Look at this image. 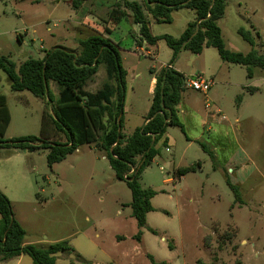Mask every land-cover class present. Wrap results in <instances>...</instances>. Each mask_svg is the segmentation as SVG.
I'll return each mask as SVG.
<instances>
[{"label": "rangeland", "instance_id": "1", "mask_svg": "<svg viewBox=\"0 0 264 264\" xmlns=\"http://www.w3.org/2000/svg\"><path fill=\"white\" fill-rule=\"evenodd\" d=\"M225 1L218 25L226 47L241 54L250 51L238 34L243 29L253 37L254 50L264 56V0ZM72 2L0 0V58L18 67L55 47L77 51L80 41L95 35L80 19L90 10L105 16L119 0L80 1L76 9ZM193 18L190 10L174 11L171 23L153 22V34L177 38ZM99 26L103 32V24ZM110 39L119 43L126 72L125 137L142 126L151 105V70L157 74L171 63L184 78L199 75L214 85L207 96L182 86L176 109L185 134L168 126L155 144L158 155L138 178L143 189L156 193L140 242L128 207L130 190L116 178L106 150L87 141L48 167L44 149L17 152L0 147V186L25 232L24 241L43 248L68 241L70 252L58 253L56 264H151L147 256L165 264H264V73L252 68L249 78L245 66L223 62L212 47L199 55L182 50L174 59L163 40L153 47L141 42L140 47L131 16ZM105 82L101 64L85 89L95 92ZM49 88L57 97L56 83L50 82ZM0 94L10 115L3 141L46 138L41 130L43 114L51 117L46 100L11 91L2 70ZM55 140L65 142L62 135ZM187 168L191 170L177 176ZM229 185L237 188L239 200Z\"/></svg>", "mask_w": 264, "mask_h": 264}, {"label": "trees", "instance_id": "2", "mask_svg": "<svg viewBox=\"0 0 264 264\" xmlns=\"http://www.w3.org/2000/svg\"><path fill=\"white\" fill-rule=\"evenodd\" d=\"M80 1L85 0H73L75 9ZM226 7L225 0H142V4L119 0L111 8L105 22L112 26L119 25L129 18L130 13L132 23L138 27L139 46L144 41L153 47L158 40H163L172 51L173 59L182 50L199 55L204 48L212 47L217 50L223 62L245 66L249 78L253 74L252 68H259L264 73V56L254 50V39L249 31L238 30L241 38L251 47L247 54L226 47L218 25ZM180 9L190 10L194 14L182 34L177 38L169 35L153 36L148 17L156 23H171L172 12ZM110 33L111 30L104 27L103 33L95 32V35L80 41L77 51L55 47L47 51L43 58L25 60L18 67L5 57L0 58V70L7 76L11 91H27L36 98L46 100L51 112V117L43 114L41 119L42 134L46 138L28 136L5 142L2 137L10 123V115L6 97L0 94V147L17 152L44 149L47 151L48 167L61 162L87 141L106 150L110 168L118 180L125 181L130 190L131 202L128 207L138 228L135 239L140 242L146 215L154 211L150 201L156 193L143 189L138 178L158 155L155 144L168 126L177 127L185 134L176 109L181 101L184 77L170 68H161L157 74L150 71L155 79L151 105L142 126L125 137L122 124L126 72L117 51L119 44L111 41L108 37ZM101 64L105 66L108 82L96 92L85 90V85L97 73ZM50 82L58 86L57 97L49 88ZM61 135L65 142L55 140ZM137 159L139 162L136 165ZM190 170H180L177 176L182 177ZM230 189L235 200H239L237 188L230 186ZM151 233L155 234L152 230ZM24 235L23 228L13 218L12 203L0 191V262L24 255L31 259L32 264H56L58 253L70 252L68 241L56 242L43 248L35 244L25 245ZM168 248L171 250L170 246ZM147 257L151 264H165L156 263L152 257Z\"/></svg>", "mask_w": 264, "mask_h": 264}, {"label": "crops", "instance_id": "3", "mask_svg": "<svg viewBox=\"0 0 264 264\" xmlns=\"http://www.w3.org/2000/svg\"><path fill=\"white\" fill-rule=\"evenodd\" d=\"M87 0H85V1H83L82 2V4L83 3H85ZM89 1V0H88ZM129 1V0H128ZM140 1V0H139ZM140 4H142L141 2H139ZM110 10H111V8L105 13V16H103V14L101 15V14H98L97 12H94L95 10H90V12H87L86 14H85V16H84V18L83 19H80V22H79V24L81 25V26H83V27H86V28H88V29H90V30H92V31H94V32H97V33H103L102 31H100V29H99V23H102L103 24V31H104V27H107L108 29H110L111 30V33L108 35V37L110 38V35L118 28V26L119 25H121V24H123L124 22H126V20L125 21H122L119 25H116V26H112V25H110V24H108V23H106L105 21H106V19H107V15H108V13L110 12ZM129 15L131 16V14L129 13ZM129 16V17H130ZM128 19V18H127ZM148 20H149V23H150V28H151V33L153 34V22H155L154 20H152L150 17H148ZM153 36H154V34H153ZM112 41V40H111ZM113 43H118V42H114V41H112ZM119 44V43H118ZM146 45V43L144 42V41H142V45ZM142 45L140 46V47H142ZM146 46H148V45H146ZM149 47H151V46H149ZM148 54H150V53H148ZM167 65H169L170 66V69H173L174 70V68H173V65H171V64H167ZM153 70H155V69H153ZM176 71V70H175ZM96 75V74H95ZM94 75V76H95ZM93 76V77H94ZM92 77V78H93ZM154 77V74H152V78H151V83H150V92H152V88H153V84H154V82H155V79L153 78ZM92 78L89 80V81H91L92 80ZM88 81V82H89ZM9 82V81H8ZM87 82V83H88ZM107 82H108V79H107ZM106 83V82H105ZM10 84V83H9ZM50 84V83H49ZM104 84V83H103ZM102 84V85H103ZM87 85V84H86ZM85 85V86H86ZM102 85L99 87V88H97V90L98 89H100L101 87H102ZM84 89H85V87H84ZM86 90V89H85ZM96 90V91H97ZM95 91V92H96ZM90 92V91H89ZM209 92V91H208ZM93 93V92H92ZM53 94V93H52ZM206 96H207V94H206ZM55 97V96H54ZM205 99H207V98H205ZM0 191L1 192H3V193H5L3 190H2V188H1V186H0ZM11 202V201H10ZM23 243L26 245V244H28V243H26L24 240H23ZM36 245V244H35ZM27 257V256H26ZM29 258V257H28ZM31 260V259H30ZM32 264V262L31 263H26V261H25V259H24V255H21V256H19V257H16V258H13V259H10V260H8V261H5V262H0V264Z\"/></svg>", "mask_w": 264, "mask_h": 264}, {"label": "built area", "instance_id": "4", "mask_svg": "<svg viewBox=\"0 0 264 264\" xmlns=\"http://www.w3.org/2000/svg\"><path fill=\"white\" fill-rule=\"evenodd\" d=\"M165 68H170L169 65H167ZM183 85L187 88H190L196 92H199L203 95H206L208 91L213 87L214 82L211 78L206 79L202 76H196L194 78H184L183 79ZM206 104L209 103V100H205ZM133 171H131L132 173Z\"/></svg>", "mask_w": 264, "mask_h": 264}]
</instances>
